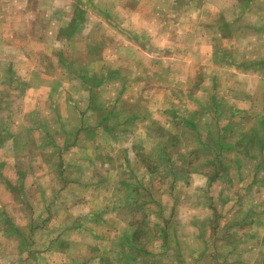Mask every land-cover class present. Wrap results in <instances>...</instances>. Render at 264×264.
<instances>
[{
  "label": "rangeland",
  "instance_id": "374dc122",
  "mask_svg": "<svg viewBox=\"0 0 264 264\" xmlns=\"http://www.w3.org/2000/svg\"><path fill=\"white\" fill-rule=\"evenodd\" d=\"M192 1L176 0V6H188ZM138 6L168 5L166 0H14L11 7H3L11 8V14L5 16L7 22H0V264H98L99 259L108 257L127 264H264L263 167L254 175L251 167L241 166V174L230 175L228 171L226 190L218 174L212 176L209 188L199 187L202 182L195 190L176 188L172 211L170 204L162 205V198L173 195L170 189L179 178L174 175L175 169L181 167L174 161H157L159 174L154 177L160 189L153 190V210L136 208L135 246L132 240L126 245L132 249L122 252L117 248L108 255H97V247L86 248L84 241L68 245L74 240L72 231L81 233L85 229L70 217L71 204L82 192L71 189V169L63 170L71 161L72 151H76L77 139L87 131L82 117L92 108L93 97L97 95L102 102L118 87V79L101 80L94 77L97 73L88 80L81 79L88 70L97 72L103 65L100 38L104 30L100 27L88 34L85 26L101 24V10L113 8L116 12L108 17H114L117 23L123 18L124 30L131 31L141 23L133 10ZM154 19L156 24L164 23ZM91 37L93 45L88 42ZM161 45L157 50L170 51ZM138 47L135 53L140 56L155 49L147 43ZM130 51L134 49L130 47L129 56L135 54ZM117 55L115 47L111 48L110 57ZM117 57L108 58L113 62L111 67L119 64ZM126 66L123 74L127 86L134 80L135 84L139 80L141 89L157 81L168 82L165 72L159 77H146L140 68L149 67V63L138 64L137 75L134 63ZM176 80L181 85L182 78ZM89 83L98 85V91L86 90L84 85ZM179 109L182 111L181 106ZM155 118L158 132L162 131V140L166 141L158 153L169 152L167 144H172L174 151L182 154V128L174 131L180 137L176 142L162 129L168 119L162 115ZM233 160L231 156L227 161ZM261 160L244 158L241 162L249 166ZM149 197L147 192L143 203ZM180 202L182 207L177 206ZM92 230L96 235L103 233L98 223ZM88 237L84 240L91 242ZM104 237L106 244L109 241ZM126 252L127 257H123Z\"/></svg>",
  "mask_w": 264,
  "mask_h": 264
},
{
  "label": "crops",
  "instance_id": "0c3cea01",
  "mask_svg": "<svg viewBox=\"0 0 264 264\" xmlns=\"http://www.w3.org/2000/svg\"><path fill=\"white\" fill-rule=\"evenodd\" d=\"M13 3L14 0H0V22L8 21L5 16L11 14V8L3 7H11ZM166 3V7L133 9L141 23L131 31L124 30L123 18L117 23L114 17H108L116 12L113 8L101 10L99 14H103L104 20L101 24L85 26L88 34L100 27L104 30L105 35L100 38L103 65L97 72L88 70L81 79L88 80L95 73L94 77L101 80L118 79V87L110 90L108 98L98 102L97 95L93 97L92 108L82 117L87 131L77 139L76 151H72L71 161L63 170L71 169V189L82 192L81 198H75L71 204L70 217L85 229L78 233L70 227L74 240H69L68 245L84 241L86 248L97 247H94L97 255H108L117 248L122 252L132 249L126 245L130 240L134 244L136 208L152 209L153 190L160 189L154 177L159 174L157 161L170 160L181 167L175 169L174 175L179 178L170 189L173 195L162 198V205L170 204V210L175 206L176 188L195 190L199 182L203 183L199 187L209 188L212 176L218 174L226 190L228 171L230 175L241 174L243 167H251L254 175L264 169V163H260L264 162V0H194L188 6L181 3L176 6V0ZM154 18L164 23L156 24ZM88 42H92V37ZM145 43L155 45V49L146 51L145 56L137 55L138 45ZM161 44L170 51L157 50ZM114 47L118 57L111 58ZM128 47L134 49L130 51L134 55L129 56ZM107 53L109 59L117 57L119 64L111 67L113 62L106 57ZM128 63L135 64L136 75L138 64L149 63V67L140 68L141 72L153 78L165 72L168 82L157 81L141 89L137 85L139 80L136 84L134 80L133 85L127 86L123 73ZM180 78L181 85L176 80ZM97 86L84 85L89 92L98 91ZM158 115L168 119L165 128L159 127L172 134L168 137H174L176 142L180 137L174 131L182 128L185 145L182 154L176 153L172 144H167L169 152L158 153L166 143L156 126ZM231 156L235 160L227 161ZM244 158L262 160L245 166L241 162ZM147 192L150 197L143 203ZM177 206L182 207L183 202ZM97 223L103 228L101 235L92 230ZM104 235L109 241L106 244ZM85 236L98 242L94 243L90 237L91 242L85 241ZM127 255L126 252L123 257ZM97 262L127 264L116 263L114 257Z\"/></svg>",
  "mask_w": 264,
  "mask_h": 264
}]
</instances>
